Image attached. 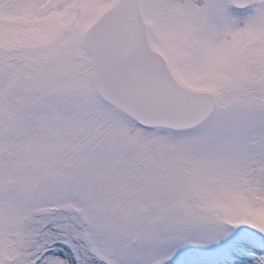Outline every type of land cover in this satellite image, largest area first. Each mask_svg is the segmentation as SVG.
Returning a JSON list of instances; mask_svg holds the SVG:
<instances>
[{
    "label": "snow or ice",
    "instance_id": "obj_1",
    "mask_svg": "<svg viewBox=\"0 0 264 264\" xmlns=\"http://www.w3.org/2000/svg\"><path fill=\"white\" fill-rule=\"evenodd\" d=\"M0 264H264V0H0Z\"/></svg>",
    "mask_w": 264,
    "mask_h": 264
}]
</instances>
